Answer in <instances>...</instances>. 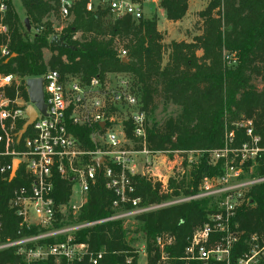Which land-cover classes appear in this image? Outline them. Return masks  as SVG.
<instances>
[{
	"label": "trees",
	"instance_id": "16d2710c",
	"mask_svg": "<svg viewBox=\"0 0 264 264\" xmlns=\"http://www.w3.org/2000/svg\"><path fill=\"white\" fill-rule=\"evenodd\" d=\"M88 1L75 0L71 22L59 35L70 49H58L49 46L55 33L48 18L58 13L60 0H20L31 29H40L33 34L24 30V21L21 22L8 0L6 11L0 15V24L7 28L6 34H0V49L5 46L9 55L1 57L0 53V74L37 78L47 70H54L62 77L79 78L85 83L93 77L103 80L106 75H127L132 88L140 93L147 113L156 109L159 98L180 108L176 117L167 119L160 127L147 129V146L153 151L221 149L226 130H233L229 126L237 122H250L253 134H262L264 0H211L196 15L194 25L199 33L189 42L171 41L167 45L154 17L137 22L128 16L111 19L105 8L97 7L95 12H87ZM188 1L160 0V7L168 21L177 22L185 16ZM131 2L141 4V0ZM76 34L79 38H74ZM120 47L126 51L125 61L117 56ZM43 50L51 53L47 61ZM165 54L167 61L162 65ZM255 78L259 79V89L253 83ZM18 89L26 97L24 89ZM14 91L9 89V95ZM70 131L86 148H93L88 139L90 130L71 127ZM126 135L130 138L129 129ZM7 162L10 163L9 159ZM257 162L256 173L264 176V154ZM219 174L220 165L211 166L200 160L189 172L184 194L196 193L202 178ZM21 175L22 169H19L12 181L8 180V173L6 179L0 178V242L36 233L35 228H20V219L8 207L12 189L22 184ZM132 183L134 196L141 198L144 204L159 203L167 198L159 195L158 184L152 185L140 177H133ZM56 189L57 202L68 199L70 189L64 182L57 181ZM173 194L178 195L176 191ZM250 197L255 206L238 210L231 222V227L237 226V230L244 232L233 249L232 260L247 250L244 242L248 235L264 230V183L252 188ZM114 200V193L105 188L99 176L88 192L79 220L92 222L112 216ZM215 210V203L205 199L138 216L139 230L146 241L147 264H157L161 251L155 240L164 234L173 237V243L163 248L168 263L183 264L181 258L194 230ZM76 242H87L95 253L104 251L98 264H137L138 252L121 221H108L82 230ZM19 261L14 249L0 251V264ZM35 264L56 263L49 257ZM57 264L67 263L60 260ZM76 264L89 263L85 258Z\"/></svg>",
	"mask_w": 264,
	"mask_h": 264
},
{
	"label": "built area",
	"instance_id": "2783aa9c",
	"mask_svg": "<svg viewBox=\"0 0 264 264\" xmlns=\"http://www.w3.org/2000/svg\"><path fill=\"white\" fill-rule=\"evenodd\" d=\"M7 1L0 0V15L6 11ZM74 2L60 0L58 12L63 19H72ZM97 7L108 9L113 19L128 16L137 22L143 18L141 4L131 0H97L96 5L89 0L86 11L95 12ZM6 33L7 28L0 24V34ZM0 53L1 57L9 55L6 47H1ZM117 54L118 58L126 60L123 48L120 47ZM37 78L42 79L44 113L29 101L26 81L31 78L0 74V178L6 179L8 173V180L12 181L22 169V184L12 189L8 207L20 219V228L36 229L33 235L0 242V251L14 249L15 256L20 258L17 263L7 264H35L49 257L54 258L56 264L60 260L76 264L85 258L89 264H98L104 251L95 253L87 242H76L80 231L108 221H121L123 224L143 214L205 199L212 200L216 210L208 213L205 223L194 230L181 260L185 264H264V230L248 235L244 242L247 250L241 257L231 258L234 247L244 235L237 226L231 227V222L238 210L255 206L250 191L264 183V176L234 182L229 181L227 174L204 177L194 194L144 204L141 198L134 196L132 178L144 177L152 185L159 184L164 192L170 177L164 179L153 169L157 163L162 164L172 174L170 154L175 150L153 151L147 147V112L131 81L121 80L108 88L98 77L85 83L79 78L62 77L54 70H47ZM18 87L24 89L26 97ZM12 88L15 91L11 96L8 90ZM28 106L34 109L36 118L19 139L23 125L29 120ZM242 126H245L249 143L242 145L238 155L231 154L240 159L236 165L227 167L236 170L237 178L243 173L244 162L255 165L260 150H264L260 147L261 137L253 134L251 123ZM71 127L90 130L88 139L93 148H86L70 131ZM127 129L139 142V149L124 147V142L129 140ZM224 151L221 148L209 153L216 160H221L227 156L222 154ZM194 152L198 151H190ZM97 159H103L99 165ZM14 160L19 166L11 179ZM99 176L104 180L105 188L115 195L111 205L113 215L98 221H80L79 215L87 202L88 192ZM169 176L174 177L173 174ZM57 181L64 182L70 189L64 202L56 200ZM50 240L53 243H49ZM155 242L161 251L162 264L167 260L163 248L173 243V237L164 234L157 236Z\"/></svg>",
	"mask_w": 264,
	"mask_h": 264
},
{
	"label": "rangeland",
	"instance_id": "374dc122",
	"mask_svg": "<svg viewBox=\"0 0 264 264\" xmlns=\"http://www.w3.org/2000/svg\"><path fill=\"white\" fill-rule=\"evenodd\" d=\"M10 1L19 19L21 20V22H23L24 19L26 18H25L24 9L22 8L20 1L19 0H10ZM71 1H75V0H71ZM92 1L96 5L97 0H92ZM210 1L211 0H192L191 2H189L192 5L194 3L193 9L190 10L192 12H189V5H188L187 15L182 21V24H177V26H170V27L168 26V28L164 26V23H163L164 20L160 19V17H158V14H157V8H161L160 0H156V2L152 0H141V6L143 9V12L146 10V12L151 13L150 19L153 17L154 19H156L157 27H158V21H159L160 24L158 28L163 29L162 31L165 32L164 33L165 34L164 43L165 45H167L172 40L174 41L191 40L192 37H194L195 35L199 33L197 30L198 29L197 26H195L193 23L194 16L197 15V13L195 14V12L193 11H196L197 9L199 10L201 8L204 9ZM110 18L113 19L112 17ZM143 18L148 19L145 13H143ZM48 21L52 24L53 31L55 33V36L57 37H59L61 31L64 28H66L71 22L70 19H63L60 16L59 12L57 14H51L48 18ZM24 30L33 34L36 32L37 29L36 30L31 29L30 27V30L28 31L26 27L24 26ZM188 31H189V35L187 36L186 32ZM75 38H79V35L76 34ZM43 56H44L45 61H47L50 58L51 53L49 51H46L43 54ZM166 61H167V54H165L163 57L162 65H165ZM121 80L127 83H130L131 81V79H129V77L125 74L107 75L103 79V81L105 82L108 88L116 85V83H118ZM253 83L258 89L260 88V82L258 78H255L253 80ZM179 113H180L179 107L173 104H170V103H165L163 100L159 98L156 100V109L151 113H147V121H146L147 129H150L152 127H160L167 119L174 118ZM243 124L244 123L242 122H237L236 124H232L229 126L233 130L229 132L228 130H226L227 135H225L224 143L222 146V148L226 150L222 152V154L223 155L227 154V156L224 159L222 158L221 160H216L212 156V154L209 153L210 151L208 150H200V151L197 150L198 152H194V153H190V150H175V152H171L170 154V159L173 162L172 174L174 175V177L169 176L172 174H169V172H167V168L164 165L157 163L155 168L153 169V172L157 174L158 176H162V177L164 176V179H167V177H170L167 180L168 182L166 183L167 184L166 190L164 192H162V189L159 186V195L167 196L166 199H172V200L188 195V194H184V191H186L185 186L187 182L189 181V172L194 165H198L200 163V160H204L205 162H207L208 165H211V166L220 165V174L229 175L230 182L249 180V179L258 177L259 175L256 173L258 162L255 163V165L253 163L251 164L250 162H244L243 173L242 175H239L238 178H237L235 169L233 170L227 169V167H229L230 165H236L240 159V157L235 158L233 155L231 156V154L238 155V151L241 149L242 145L244 143H249V139L247 137V133L244 128L245 126H242ZM251 128H252V125H251ZM235 132L237 133V135L235 134ZM259 136L262 139V141H260V147H264L263 132L262 134H259ZM239 138L241 140H239ZM128 139L129 140H126L124 142L125 148H127L128 150H137L140 148L139 142L134 140L131 135H130V138ZM258 147H259V144H258ZM230 148L232 150H230ZM257 152L258 151H256V153ZM262 154H264V150L262 151L260 150L259 157ZM234 159L236 160L233 161ZM189 161H192V162L190 163ZM234 162L236 163L234 164ZM139 171H142V170H139ZM134 177L144 178L141 176H134ZM144 179L146 180V178ZM150 180L152 181V178ZM172 186H179V188L172 189L171 188ZM174 191H176L178 195L175 196L173 194ZM122 225L126 229L128 233V237L132 240V246L134 247V249H136L138 253L142 251L138 254L139 256H138L137 264H146L147 263L146 254L143 251L145 248L146 241L144 238V234L139 230L141 224L138 223V221L135 219H129V220L124 221ZM182 263L185 264L184 261H182ZM157 264H160V258ZM162 264H170V262L168 263V260H166L162 262Z\"/></svg>",
	"mask_w": 264,
	"mask_h": 264
},
{
	"label": "water",
	"instance_id": "95a60500",
	"mask_svg": "<svg viewBox=\"0 0 264 264\" xmlns=\"http://www.w3.org/2000/svg\"><path fill=\"white\" fill-rule=\"evenodd\" d=\"M24 26L26 27V29L28 31L30 30V26H29V23H28L27 19L24 20ZM49 46L52 47V48H58V49H70V47L65 43L64 39L63 38H59L57 36H53L50 39ZM26 86L28 88L27 94H28L29 101L32 104H35V106L42 113H44L45 112V105L43 103L42 79L41 78L28 79L26 81ZM27 115H28L29 120L23 125V127L21 129V132L19 134V139L23 135V133L26 131L28 125H30L36 118L35 111H34V109L31 106H28V108H27ZM102 160L103 159H97L96 160L97 165H99V163ZM18 166H19L18 161L14 160L12 162V171H11V174H10L11 179H13L15 177V174L17 172Z\"/></svg>",
	"mask_w": 264,
	"mask_h": 264
},
{
	"label": "crops",
	"instance_id": "0c3cea01",
	"mask_svg": "<svg viewBox=\"0 0 264 264\" xmlns=\"http://www.w3.org/2000/svg\"><path fill=\"white\" fill-rule=\"evenodd\" d=\"M20 1V0H19ZM152 1H154V2H156V0H152ZM192 0H189L188 1V5H189V12H192V11H190V10H192L193 9V7H194V3H193V5L192 4H190L189 2H191ZM158 7V6H157ZM203 10V8H201V9H197L196 11H193V12H195V14L196 13H198V12H200V11H202ZM187 11H188V8H187ZM143 13H145L146 14V17L148 18V19H150V12H146V10L143 12ZM154 13V12H153ZM157 14H158V17H160V19H162V20H164L163 21V23H164V26H166L167 28H168V26L170 27V26H177V24H182V21L184 20V18L186 17V15H187V12H186V14H185V16L180 20V21H177V22H170V21H168L167 19H166V16H165V12H164V10L163 9H161V8H157ZM163 14H164V16H163ZM196 16V15H195ZM195 16H194V20H193V23H195V21H196V18H195ZM25 20V19H24ZM159 21H158V27H159ZM157 27V29H158V31H160V32H162L163 33V35L165 36V32H163L162 30L163 29H159ZM187 33V36L189 35V31L188 32H186ZM194 36V35H193ZM172 41H174V40H172ZM180 41H183V40H180ZM184 41H186V42H189L190 40H184ZM177 42H179V41H177ZM47 50H43V54L46 52ZM45 60V59H44ZM144 252H145V248H144V250H143ZM140 252H142V251H140ZM139 252V253H140ZM138 253V254H139ZM146 254V253H145ZM139 256V255H138ZM147 259V258H146ZM147 264V263H146Z\"/></svg>",
	"mask_w": 264,
	"mask_h": 264
}]
</instances>
